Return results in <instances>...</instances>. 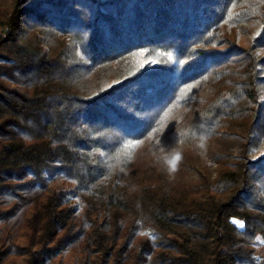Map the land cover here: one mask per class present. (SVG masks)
Listing matches in <instances>:
<instances>
[{
  "label": "trees",
  "instance_id": "obj_1",
  "mask_svg": "<svg viewBox=\"0 0 264 264\" xmlns=\"http://www.w3.org/2000/svg\"><path fill=\"white\" fill-rule=\"evenodd\" d=\"M0 264H264V0H0Z\"/></svg>",
  "mask_w": 264,
  "mask_h": 264
},
{
  "label": "rangeland",
  "instance_id": "obj_2",
  "mask_svg": "<svg viewBox=\"0 0 264 264\" xmlns=\"http://www.w3.org/2000/svg\"><path fill=\"white\" fill-rule=\"evenodd\" d=\"M10 234V233H9ZM10 236H11V234H10ZM12 237V236H11Z\"/></svg>",
  "mask_w": 264,
  "mask_h": 264
}]
</instances>
